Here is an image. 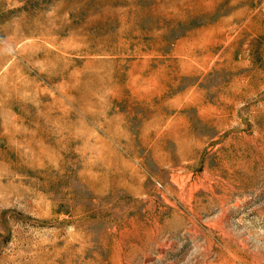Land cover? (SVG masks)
Wrapping results in <instances>:
<instances>
[{"label":"rangeland","instance_id":"1","mask_svg":"<svg viewBox=\"0 0 264 264\" xmlns=\"http://www.w3.org/2000/svg\"><path fill=\"white\" fill-rule=\"evenodd\" d=\"M264 0H0V264H264Z\"/></svg>","mask_w":264,"mask_h":264},{"label":"built area","instance_id":"2","mask_svg":"<svg viewBox=\"0 0 264 264\" xmlns=\"http://www.w3.org/2000/svg\"><path fill=\"white\" fill-rule=\"evenodd\" d=\"M262 12H263V14H264V6H262Z\"/></svg>","mask_w":264,"mask_h":264},{"label":"bare ground","instance_id":"3","mask_svg":"<svg viewBox=\"0 0 264 264\" xmlns=\"http://www.w3.org/2000/svg\"><path fill=\"white\" fill-rule=\"evenodd\" d=\"M236 259L233 260L232 264H235Z\"/></svg>","mask_w":264,"mask_h":264}]
</instances>
